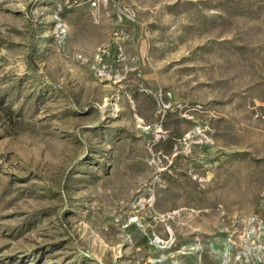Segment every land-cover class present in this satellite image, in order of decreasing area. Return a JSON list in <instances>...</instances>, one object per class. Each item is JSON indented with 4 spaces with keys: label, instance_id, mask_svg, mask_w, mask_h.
<instances>
[{
    "label": "rangeland",
    "instance_id": "374dc122",
    "mask_svg": "<svg viewBox=\"0 0 264 264\" xmlns=\"http://www.w3.org/2000/svg\"><path fill=\"white\" fill-rule=\"evenodd\" d=\"M0 264H264V0H0Z\"/></svg>",
    "mask_w": 264,
    "mask_h": 264
},
{
    "label": "bare ground",
    "instance_id": "6f19581e",
    "mask_svg": "<svg viewBox=\"0 0 264 264\" xmlns=\"http://www.w3.org/2000/svg\"><path fill=\"white\" fill-rule=\"evenodd\" d=\"M139 60H140V59H139ZM176 182H177V181H176ZM176 182H175V183H176ZM178 186H179V185H178ZM183 188H184V187H183ZM171 189H172V188H171ZM174 189H175V188H174ZM177 189H178L177 191H173V192H172L173 195H177L178 193H180V191H179V187H177ZM185 189H186V188H185ZM206 189H207V188H206ZM169 191H171V190H169ZM183 191H185V190H183ZM168 194H169V193H168ZM181 194H182V193H181ZM184 194H185V193H184ZM186 194H187V193H186ZM178 195H179V194H178ZM174 197H176V196H174ZM176 202H177V201H176ZM180 203H181V202H180ZM173 205H174V204H173Z\"/></svg>",
    "mask_w": 264,
    "mask_h": 264
}]
</instances>
